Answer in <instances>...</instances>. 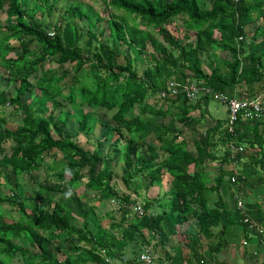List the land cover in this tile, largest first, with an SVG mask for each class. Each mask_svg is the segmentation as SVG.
I'll return each mask as SVG.
<instances>
[{
    "label": "trees",
    "instance_id": "obj_1",
    "mask_svg": "<svg viewBox=\"0 0 264 264\" xmlns=\"http://www.w3.org/2000/svg\"><path fill=\"white\" fill-rule=\"evenodd\" d=\"M48 1L0 0V12L7 21L0 44L9 54L14 51L10 40L16 39L20 47L15 58L9 57L8 51L0 54V67L20 83L12 98L0 92V107L10 103L22 115L21 124L14 130L0 129V215L5 204L20 215L17 221L0 220V264H17V257L19 264H113L123 260L130 242L136 249L128 251L132 258L123 261L127 264H135L136 257L150 246L155 250L167 246V264H227L217 254L229 246L231 228L235 237L241 236L243 248H257L247 254L249 258L261 254L263 204L244 200L240 209L238 199L233 198L232 205L227 206L220 193L226 176L229 182L234 177L233 183L251 190L264 185V121H238L230 131L227 116L212 121L192 117L202 104L207 105L208 97L190 103L181 92L172 98L160 96L169 82L187 81L202 82L214 93L228 97L262 96L264 0H102L110 41L101 42L95 32L88 31L83 47L78 44L76 20L83 18L81 5L68 7L65 24L50 28L53 36H49L51 30L35 19L37 11L49 13L55 8ZM178 18L187 32L184 41L167 29ZM257 21L260 23L252 36L247 37L246 27ZM154 27L164 48L149 33ZM99 34L104 35L102 31ZM146 42L160 51L147 54ZM34 43L38 44L35 49ZM125 47L145 59L141 76L134 68L135 59L124 54ZM215 48L227 53L229 62L224 71L212 67L211 62L207 72L202 54H210ZM120 57L123 65L118 63ZM52 63L57 67H50ZM58 66L68 67L59 75ZM80 75L91 84L81 85ZM68 76L71 83L63 85ZM29 80H34V85ZM34 88L46 96L35 95L24 102V95ZM60 96L73 105L78 96L81 105L93 110L115 109L101 125L103 142L99 140L97 150L87 149L77 138L64 134L70 115L55 116L48 105V100ZM153 97L155 101L149 103ZM172 117L189 127L177 129L171 121L165 124L156 120ZM203 120L206 126L198 131ZM90 123L94 120L82 114L78 134L86 133ZM185 132L193 133V151L181 141ZM157 147L166 154L164 159ZM218 150L223 153L219 155ZM118 160L128 192L122 196L112 184L113 164ZM242 160L238 170L227 168L230 164L238 166ZM216 162L217 176L211 184L205 171L208 164ZM41 170L46 171L45 184L53 175L54 185L44 184L43 196L32 187L23 190V178L33 181L34 173ZM165 176L171 178L169 189L162 197H142L145 214L130 219L131 206L140 202L138 190L160 184ZM80 187L81 193L77 192ZM88 192L93 193V203L82 200ZM103 201L113 204L104 214L110 220L109 232L88 220L90 213L97 216V205ZM152 206L156 212L150 211ZM192 220L197 228L190 224L181 233L179 227ZM179 234L177 241L174 238Z\"/></svg>",
    "mask_w": 264,
    "mask_h": 264
},
{
    "label": "rangeland",
    "instance_id": "obj_2",
    "mask_svg": "<svg viewBox=\"0 0 264 264\" xmlns=\"http://www.w3.org/2000/svg\"><path fill=\"white\" fill-rule=\"evenodd\" d=\"M30 1L31 2L35 1L38 3L40 2V0H30ZM48 2H49V5H52L54 3L55 8H52L51 11H49V13H47L45 9L43 11H37L35 13V19L38 22H42L45 28H48L49 30H51L50 28L52 27L63 26L66 21V18L64 17L65 10L68 7L76 8L77 5L78 6L81 5L80 10H82V13H84L83 18L76 17L77 25H78V29L80 33V38L78 40V44L80 45V47L84 46L88 31L95 32L96 38L98 40L100 39L101 42L109 43L110 39L108 36V28H107L106 16H105L104 5L102 4V0H49ZM111 13L115 14V11L111 10ZM116 14L122 15L123 13L116 12ZM182 22L183 21L180 18L175 19L170 25L167 26V29L174 36H177L179 40L184 41L183 36L187 35V32H185L184 29H182L183 27ZM6 23L7 21H6L5 13L0 12V33L4 32L3 27L6 25ZM259 23L260 21H257L246 27L247 37L250 38L252 36L254 28ZM101 31L104 33L103 36L102 34H99ZM49 32H52V30ZM149 33L151 34L153 38H155L158 41L159 45H161L163 48L165 47V44L162 42L161 35L157 27L150 28ZM3 35L4 34L0 35V39ZM9 43H10V47L13 48L14 51L10 52L9 54L8 49L5 48L3 44L2 46L0 44L1 46L0 54L4 55V53L8 51L7 55L9 54V57L15 58L19 54V49H20L19 42L16 39H12L9 41ZM36 43L32 45L33 49H35V47H38V44ZM145 48H146L147 54L152 53L156 55L160 51L159 48H153L149 42H146ZM124 54L131 60L135 59L134 68L137 70L138 74L141 76L142 71L144 70L145 65H146L145 59H143L142 57H136V53H134L133 51L131 52V50H129L126 47L124 48ZM202 60H203V69L205 71L207 72L210 71L209 69L211 68V65H210L211 62L213 64L212 67H219L220 70L224 71V65H226L229 62V57L227 53H223L218 48H215L214 51H212V53L210 54L209 53L202 54ZM118 63L120 65L124 64L123 57L118 58ZM50 67H57V65L52 63L50 64ZM67 67L68 66H64V68L62 69L61 66H58L57 70L59 72V75ZM70 69L72 68L70 67ZM70 72L73 73V70H70ZM79 79L81 81L80 82L81 85L91 84L90 80L86 79L83 75H80ZM71 81H72L71 77L68 76L62 82V84L69 85ZM29 83L31 85H34V80L32 81L29 80ZM17 85H20V83L17 82L10 73H8L7 71H5V69L0 67V92L3 93V96L5 98H12L14 96V92H15V89L17 88ZM256 89L258 88L256 87ZM66 94H67V91H64V95ZM35 95H40L42 97L46 96L44 91L34 88L33 91H27V93L24 95L22 100L24 102H30L32 97H34ZM243 97H246V96L244 95ZM154 101L155 99L153 97L152 99L149 100V103H153ZM209 102L210 103L208 104V108H209L210 113H208L207 111L204 112L206 109L203 110L204 106L202 104V106L199 108V110L196 111V113H192V117L195 116L196 118L201 119V120L206 119L207 117H211V115L218 117V118H225V113H224V109L222 105L219 102H217L215 98H212V100H209ZM48 105H50L52 110L53 109L55 110L54 111L55 116H58V117L61 116V118H65L64 116H66V114L70 115L66 117L67 120L62 119L63 122L66 120V127L64 129V134H70L75 139L77 138L79 143L83 144L87 149H90V150H94V149L97 150L98 143L100 141L103 142V139H102L103 128L101 127V125L106 123L115 112V109L111 111H104L103 109L93 110L92 108H89L88 106L84 104L81 105L80 99L78 96L75 97L74 105L68 102L67 100L66 101L63 100V97L61 96L54 98V100H50V101L48 100ZM82 114L86 115L88 118H92L94 120V123L93 124L90 123L88 125L86 133L78 134L77 122L82 117ZM21 119H22V115L16 112V108H14L12 104L9 103V104H6L5 106L0 107V129L2 131L14 130L17 126L21 124ZM156 120L158 123H165V124H168L171 121L172 124L177 129L182 128L183 130H185V127H189V125L182 126V124L179 122V119L177 117L164 118V119L156 118ZM205 123H206V120H203L202 123L198 124L197 126V128L199 129L198 131L204 130L206 126ZM192 134L190 132H185V135L182 136L181 141L184 140L188 144L187 146L188 149L193 151L194 148L192 146V140H193ZM108 144L109 143L106 141L105 145L107 146ZM156 151L159 154L161 159H164L166 157V154L163 153V151L159 147H157ZM217 152L219 153V155H221L223 153V150H218ZM101 153L103 154L102 151ZM217 167H218V162L208 164V167L205 171L211 184H215L214 182H215V177L217 176ZM241 167L242 166L240 164L238 166L230 164L227 168L238 170ZM113 169H114V179L112 180V184L116 187L118 194L120 196L128 194V192L125 190V185L121 179L122 172H121V161L120 160L116 161L113 164ZM45 173H46L45 170H41L39 172L34 173L35 179L33 181H31L28 177L23 178V180L21 181L22 185L24 186L23 190L24 189L30 190V188L32 187V189L38 190L39 192L38 194L43 196V194H45V191H46V189L43 188V185L45 184ZM68 178L69 177L67 176V179ZM54 179L55 177L51 175V178L49 179L48 184L54 185L53 184ZM228 180H229V177L226 176L225 183L223 184L222 186L223 188L221 189V193H220L222 198L225 200V203L227 204V206H231L233 198L234 199L237 198L242 203H244L243 202L244 200L246 202L262 203L264 207V185L254 186L252 190H250L251 193H241V191L246 190L244 189L245 187L246 188H250V187H248L247 185L245 186L241 185L240 183H233L232 181L229 182ZM83 181L87 182V179L84 178ZM170 181H171V178L169 176H165L160 184H155L154 186L148 189L140 188L138 190L140 193V196L138 197L139 198L141 197L139 199L140 202L142 204L143 202H145L144 199H142V197L144 198L145 193H154L153 195L155 198L162 197L163 193L169 189ZM48 184L46 182L45 185H48ZM3 190L7 194H10L9 189H7L6 187H4ZM77 192L81 193L82 188L80 187L77 190ZM132 197L133 199H136L133 195ZM145 197L148 198V196H145ZM94 199L95 198L93 197V193H90V192L85 193V197L82 198L84 202H89V203H93ZM112 205L113 204H109V202H104V201L101 202V204L97 205L98 207L96 210L97 216L96 217L94 215L92 216V214L90 213V215L88 216V220L94 222L97 225H101L103 228H106L107 231L109 232L110 220L105 218L104 214L112 210L113 208ZM151 209L152 210L150 211L154 212L155 209L157 208L152 206ZM148 212L149 211L147 210V213ZM132 216H133L132 213H130V219H133ZM19 217L20 215L15 208L12 209L9 205H6V204L3 205L2 213L0 215V220H4L5 222H11L12 220L17 221ZM81 221L82 220L79 219L78 223L80 224ZM116 221L118 220L116 219ZM192 222L189 221L188 223H183L179 227V231L182 233L183 231H185L186 228H188V226H190V224L193 228H197V226L194 224L195 222L193 220ZM76 223H77V220H76ZM113 232H114V235H117V231H113ZM227 237L229 240V246L217 254V258L219 260L225 261L227 262V264H262L261 261L264 264V250L261 251V254L259 255L260 260L257 259V257L249 258L247 254L250 252L252 253L254 250H257V248L254 245H249V246H246V248H243L244 246L242 247V244L239 241L241 236L239 235L235 237L234 228H231L230 233L227 235ZM174 239L177 241L178 240L180 241L181 237H177ZM166 247H158L157 250L160 249V251H167L168 249H166ZM134 249H136V247H134V243L130 242L129 246L125 250L127 253L123 257V260L122 261L116 260V262H114L113 264H123L124 263L123 261L125 260L130 261L129 259L132 258V254L128 253V251L130 252V251H133ZM15 261H18L17 264H19L21 260L19 259V257H17ZM222 264L224 263L222 262Z\"/></svg>",
    "mask_w": 264,
    "mask_h": 264
},
{
    "label": "built area",
    "instance_id": "obj_3",
    "mask_svg": "<svg viewBox=\"0 0 264 264\" xmlns=\"http://www.w3.org/2000/svg\"><path fill=\"white\" fill-rule=\"evenodd\" d=\"M49 36H53L52 32L48 33ZM178 92L183 93L184 97L188 102L194 103L200 98L208 97L210 100L215 98L226 109L227 116V126L230 131H232L233 126L238 121H264V95L255 98H237L228 97L227 95L221 93H214L209 87L205 86L202 82L187 81L185 83L179 84L175 82H169L167 91L161 93V97H174ZM237 151L236 149L234 150ZM237 175V172H234ZM234 182V177L231 180ZM142 203L138 202L131 206L132 215L140 218L144 213ZM237 206L242 209L243 203L237 200ZM130 209V206H129ZM245 222L250 224L252 227L253 223H250L247 219ZM264 250V248H263ZM157 249H153L151 246L143 253H140L135 259V264H167L164 260V255L161 252H156ZM259 255L257 259L260 260ZM160 262V263H159ZM263 264V262L261 261ZM125 264V263H124ZM203 264V261L200 262ZM207 264H221L220 262H208Z\"/></svg>",
    "mask_w": 264,
    "mask_h": 264
},
{
    "label": "crops",
    "instance_id": "obj_4",
    "mask_svg": "<svg viewBox=\"0 0 264 264\" xmlns=\"http://www.w3.org/2000/svg\"><path fill=\"white\" fill-rule=\"evenodd\" d=\"M210 102H209V100H208V102H207V105L206 106H204V109H206V111L208 112V113H210L209 112V108H208V104H209ZM223 107V109H224V113H225V118H226V109H225V107L224 106H222ZM211 115V114H210ZM209 120L208 121H212V120H210V119H217L218 117H215V116H212L211 115V117H207ZM224 118V119H225ZM244 162V160H242V162H240V165L242 166V163ZM244 189H246V190H244V191H241V193H251V189L250 188H244ZM253 193V192H252ZM154 193H145V196H148V197H150V198H153L154 197V195H153ZM186 230V229H185ZM178 237H180V234L178 235ZM167 249V248H166ZM158 252H161L162 253V255H164V253L166 252V251H160V249H158L157 250Z\"/></svg>",
    "mask_w": 264,
    "mask_h": 264
}]
</instances>
